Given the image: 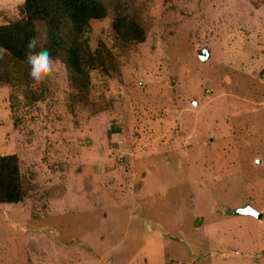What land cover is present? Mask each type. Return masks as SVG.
Here are the masks:
<instances>
[{
	"label": "rangeland",
	"instance_id": "rangeland-1",
	"mask_svg": "<svg viewBox=\"0 0 264 264\" xmlns=\"http://www.w3.org/2000/svg\"><path fill=\"white\" fill-rule=\"evenodd\" d=\"M102 1L86 75L0 62V154L32 186L0 203V264H264V0Z\"/></svg>",
	"mask_w": 264,
	"mask_h": 264
},
{
	"label": "trees",
	"instance_id": "trees-1",
	"mask_svg": "<svg viewBox=\"0 0 264 264\" xmlns=\"http://www.w3.org/2000/svg\"><path fill=\"white\" fill-rule=\"evenodd\" d=\"M20 14V18L0 25V46L7 49L0 62L12 60V65L29 74L30 67L25 63L27 40L46 34L44 46L53 59L63 61L76 76L86 75V69L94 68L96 57L82 33L91 19L107 15L102 0H24ZM113 27L125 41L144 40L143 28L126 16H117ZM31 189L21 173L18 155L0 154V203L22 202Z\"/></svg>",
	"mask_w": 264,
	"mask_h": 264
},
{
	"label": "clouds",
	"instance_id": "clouds-1",
	"mask_svg": "<svg viewBox=\"0 0 264 264\" xmlns=\"http://www.w3.org/2000/svg\"><path fill=\"white\" fill-rule=\"evenodd\" d=\"M47 42V35L31 36L27 40L25 63L30 67V79L36 84H41L54 75L56 61L51 51L44 46ZM7 54V49L0 46V59Z\"/></svg>",
	"mask_w": 264,
	"mask_h": 264
},
{
	"label": "water",
	"instance_id": "water-1",
	"mask_svg": "<svg viewBox=\"0 0 264 264\" xmlns=\"http://www.w3.org/2000/svg\"><path fill=\"white\" fill-rule=\"evenodd\" d=\"M209 55H210L209 49L203 48L201 53H199L198 56L202 61H205L206 59H208ZM232 212L235 214L253 216V217L258 218V219H260L262 217V212L250 204H247V205L242 206V207H237V208L233 209Z\"/></svg>",
	"mask_w": 264,
	"mask_h": 264
}]
</instances>
